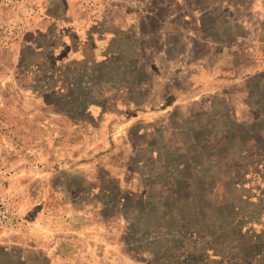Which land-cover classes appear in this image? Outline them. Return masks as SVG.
<instances>
[{
  "label": "rangeland",
  "instance_id": "374dc122",
  "mask_svg": "<svg viewBox=\"0 0 264 264\" xmlns=\"http://www.w3.org/2000/svg\"><path fill=\"white\" fill-rule=\"evenodd\" d=\"M0 264H264V0H0Z\"/></svg>",
  "mask_w": 264,
  "mask_h": 264
},
{
  "label": "built area",
  "instance_id": "2783aa9c",
  "mask_svg": "<svg viewBox=\"0 0 264 264\" xmlns=\"http://www.w3.org/2000/svg\"><path fill=\"white\" fill-rule=\"evenodd\" d=\"M10 221L9 213L3 202H0V227H3Z\"/></svg>",
  "mask_w": 264,
  "mask_h": 264
}]
</instances>
